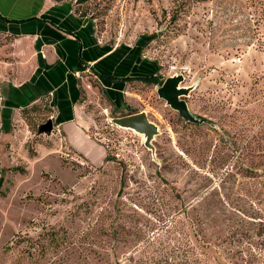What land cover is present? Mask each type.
Segmentation results:
<instances>
[{
  "label": "rangeland",
  "instance_id": "1",
  "mask_svg": "<svg viewBox=\"0 0 264 264\" xmlns=\"http://www.w3.org/2000/svg\"><path fill=\"white\" fill-rule=\"evenodd\" d=\"M53 1L113 50L109 62L125 72L112 76L160 83L81 75L80 112L98 144L89 161L58 130L47 98L2 112V83L14 72L6 63L16 61L0 33V264H130L134 254L157 264L174 249L185 264L184 248L201 259L203 244L242 264L238 239L258 244L264 260V0ZM40 5L0 0V13L27 17ZM176 74L195 87L183 98L192 113L215 127L185 122L159 97ZM112 83L123 88L104 87ZM140 112L160 130L154 153L111 122ZM49 119L52 134H41Z\"/></svg>",
  "mask_w": 264,
  "mask_h": 264
},
{
  "label": "crops",
  "instance_id": "2",
  "mask_svg": "<svg viewBox=\"0 0 264 264\" xmlns=\"http://www.w3.org/2000/svg\"><path fill=\"white\" fill-rule=\"evenodd\" d=\"M0 14V33L11 40L16 61L6 63L12 65L14 72L2 83V112L12 115L48 95L58 130L70 146L90 161L98 144L87 135L90 124L80 112L81 75L92 71L102 82L114 75L115 69L119 70L115 74L124 71V66L118 67L117 60L109 62L113 50L95 36L90 22L78 18L66 5L41 0L38 11L27 17ZM122 74L116 77H125ZM106 85V89L117 93L123 88L113 83ZM102 150L95 160H103Z\"/></svg>",
  "mask_w": 264,
  "mask_h": 264
},
{
  "label": "water",
  "instance_id": "3",
  "mask_svg": "<svg viewBox=\"0 0 264 264\" xmlns=\"http://www.w3.org/2000/svg\"><path fill=\"white\" fill-rule=\"evenodd\" d=\"M184 81L185 78L182 74H176L167 78L157 90L159 97L176 111L185 122L198 125L208 124L215 127L214 124L206 119L192 113L187 101L183 98L188 97L195 87H182L181 85ZM111 122L122 129H130L143 136L145 146L152 150L153 153L155 152L153 141L155 140V137L160 134V130L155 123L149 120L145 112L113 118L111 119ZM53 130L54 122L52 119H49L47 123L39 128L41 134L47 135H51Z\"/></svg>",
  "mask_w": 264,
  "mask_h": 264
},
{
  "label": "trees",
  "instance_id": "4",
  "mask_svg": "<svg viewBox=\"0 0 264 264\" xmlns=\"http://www.w3.org/2000/svg\"><path fill=\"white\" fill-rule=\"evenodd\" d=\"M0 19L3 20V16L0 14ZM106 79H111L112 82L114 83H129L130 81L133 80H140L146 83H160L159 80H156L154 77L151 76H144V77H140V76H125V77H116V76H109ZM48 97V95H44L42 97V99H46ZM41 99V100H42ZM39 103V102H38ZM33 104L32 106L25 108L26 109H35L37 106V104ZM3 177L0 178V189L1 186L3 184ZM175 229V224H172L171 228L168 229V233L170 235H172L173 230ZM264 234V228L262 229V227L259 229V231L257 232V236L261 237ZM244 239H248V234H244L243 232L240 234ZM237 236V233H233L232 234V238L235 241V238ZM250 239V238H249ZM237 243H239V246H241L240 250H238L236 252V254L234 255V257L237 256H241L240 259L242 261V264H264V260L261 257V249L259 250V245L255 244L253 242H245L241 240H236ZM150 243H147L144 248H148ZM261 244V243H260ZM262 248V245H260ZM143 249V248H142ZM179 249V248H177ZM202 252H201V259H192V255L194 253H192L190 250H188V246H186L184 248V250L182 251V254L179 257H186V259H183L182 261L185 262V264H214V262L216 264H231V261H226L225 259L222 258V256L220 255V253L218 252V249L210 246L209 244H203L201 246ZM177 250L174 249L171 252L169 251H162V256H161V260L157 263V264H179L177 262H175V260L172 259V257L177 254L176 252ZM137 254V253H136ZM214 254V256L212 255ZM135 254L128 259V263L133 264L137 262V258H135ZM198 257V256H197ZM200 258V257H199ZM193 261V263H192ZM138 264H154V261L151 257H147L144 260H141L139 262H137ZM233 264H237L236 262H232ZM115 264H120V261L118 260Z\"/></svg>",
  "mask_w": 264,
  "mask_h": 264
},
{
  "label": "built area",
  "instance_id": "5",
  "mask_svg": "<svg viewBox=\"0 0 264 264\" xmlns=\"http://www.w3.org/2000/svg\"><path fill=\"white\" fill-rule=\"evenodd\" d=\"M77 75L79 76V75H80V73H77Z\"/></svg>",
  "mask_w": 264,
  "mask_h": 264
}]
</instances>
